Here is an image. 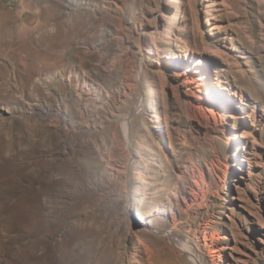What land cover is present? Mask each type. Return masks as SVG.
Returning a JSON list of instances; mask_svg holds the SVG:
<instances>
[{"label":"rangeland","instance_id":"374dc122","mask_svg":"<svg viewBox=\"0 0 264 264\" xmlns=\"http://www.w3.org/2000/svg\"><path fill=\"white\" fill-rule=\"evenodd\" d=\"M0 264H264V0H0Z\"/></svg>","mask_w":264,"mask_h":264},{"label":"bare ground","instance_id":"6f19581e","mask_svg":"<svg viewBox=\"0 0 264 264\" xmlns=\"http://www.w3.org/2000/svg\"><path fill=\"white\" fill-rule=\"evenodd\" d=\"M208 10L206 9V12H207ZM169 30L167 29V32H168ZM147 35V34H146ZM167 38H169V36H166ZM178 39L177 38H175L173 41H174V44H175V46H178V47H180V44L178 43V41H177ZM205 48V47H204ZM214 51V50H213ZM199 63V60L198 61H195V57H194V55L192 54L191 55V57L189 58V60H188V62L187 63H185L184 64V66H185V70H186V73L184 74V79H183V83H184V85H188V84H192V83H194V82H196V80H198L199 79V75L197 74V69H198V64ZM183 66V67H184ZM188 77H189V79H188ZM224 77V76H223ZM194 94V93H193ZM195 96V98L193 99V101L195 102H197L198 104H199V101H200V97L199 96H196V95H194ZM193 96V97H194ZM201 104V103H200ZM130 208H131V206H129ZM129 208V209H130Z\"/></svg>","mask_w":264,"mask_h":264}]
</instances>
